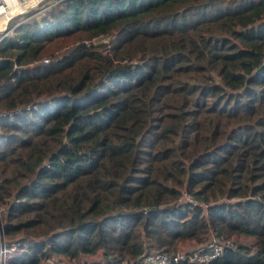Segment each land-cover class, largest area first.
Returning <instances> with one entry per match:
<instances>
[{
	"label": "trees",
	"instance_id": "trees-1",
	"mask_svg": "<svg viewBox=\"0 0 264 264\" xmlns=\"http://www.w3.org/2000/svg\"><path fill=\"white\" fill-rule=\"evenodd\" d=\"M47 1L0 41L9 264L136 263L211 236L231 245L177 264H264V0Z\"/></svg>",
	"mask_w": 264,
	"mask_h": 264
},
{
	"label": "built area",
	"instance_id": "built-area-1",
	"mask_svg": "<svg viewBox=\"0 0 264 264\" xmlns=\"http://www.w3.org/2000/svg\"><path fill=\"white\" fill-rule=\"evenodd\" d=\"M21 4L20 1H18ZM10 3V6H6ZM15 0H0V41L1 39L9 34L14 27H16L19 23H15L14 25H9L10 20L14 15L18 14L22 10H17L18 5H15ZM104 35H97L91 39L85 40L86 44L90 43L93 45L95 43V39L97 37H101ZM95 41V42H94ZM106 41V40H105ZM47 59H43L42 62H46ZM16 113L13 111H0V117H11ZM181 197L184 199L183 202L180 201ZM180 203H188L194 204L193 199L182 192L181 196L178 200ZM231 241L224 237H214L211 236L208 241L204 244L195 247L193 249H177L174 252H148L144 251L137 258L136 263H127L125 261H121L120 264H177L180 261H188L191 263H205L218 257L223 248L226 246H230ZM16 244H8L6 240L3 238L0 229V264H9V260L14 254L20 253L23 249H17ZM47 261H39L38 264H45Z\"/></svg>",
	"mask_w": 264,
	"mask_h": 264
},
{
	"label": "rangeland",
	"instance_id": "rangeland-1",
	"mask_svg": "<svg viewBox=\"0 0 264 264\" xmlns=\"http://www.w3.org/2000/svg\"><path fill=\"white\" fill-rule=\"evenodd\" d=\"M21 2V5L24 6L23 10L20 11L18 14L14 15L13 18L10 20L9 25H14L15 23H19L20 19L24 18L27 19L29 17L35 16L40 12V7L44 6V2H46L47 0H19ZM34 2V3H33ZM47 3H50L49 1H47ZM51 4V3H50ZM28 6V7H27ZM39 9V10H38ZM32 11H35L32 13ZM106 40V41H105ZM73 41L72 36L69 37H61L55 40H52L51 42H48L45 44V52L46 54L43 55L42 59H41V63L43 59H49L51 57H55L59 54H61L65 48H67L69 45H71ZM96 41V42H95ZM95 43H93V45L97 46V48H99L101 50V46L102 45H106V47L109 46L110 43V37L109 36H101V37H97L95 39ZM101 45V46H100ZM181 196V195H180ZM180 198V197H179ZM178 198V200H179ZM183 198L181 197L180 201L183 202ZM4 213V208H0V224H1V214ZM1 229V226H0ZM233 239L232 241H239L241 243H245V244H250L251 240H244L242 238L239 239H234V238H230ZM202 244H196V243H192V242H182V243H178L177 245V249H186V248H194V247H198ZM92 260H96L97 257L96 256H92L91 258Z\"/></svg>",
	"mask_w": 264,
	"mask_h": 264
},
{
	"label": "crops",
	"instance_id": "crops-1",
	"mask_svg": "<svg viewBox=\"0 0 264 264\" xmlns=\"http://www.w3.org/2000/svg\"><path fill=\"white\" fill-rule=\"evenodd\" d=\"M45 264H67L65 261L63 260H58L56 258H50L49 260H47V262H45Z\"/></svg>",
	"mask_w": 264,
	"mask_h": 264
},
{
	"label": "bare ground",
	"instance_id": "bare-ground-1",
	"mask_svg": "<svg viewBox=\"0 0 264 264\" xmlns=\"http://www.w3.org/2000/svg\"><path fill=\"white\" fill-rule=\"evenodd\" d=\"M19 0H15V5H18V6H16L17 7V10H23V8H24V6H22L21 4H19V2H18ZM27 2H28V0H27ZM34 3V2H33ZM6 6H10V3L8 4V5H6ZM28 7V6H27Z\"/></svg>",
	"mask_w": 264,
	"mask_h": 264
},
{
	"label": "water",
	"instance_id": "water-1",
	"mask_svg": "<svg viewBox=\"0 0 264 264\" xmlns=\"http://www.w3.org/2000/svg\"><path fill=\"white\" fill-rule=\"evenodd\" d=\"M18 70H20V68H18Z\"/></svg>",
	"mask_w": 264,
	"mask_h": 264
}]
</instances>
